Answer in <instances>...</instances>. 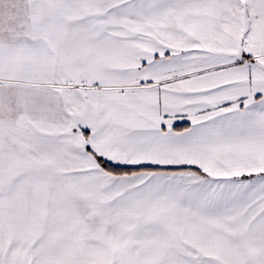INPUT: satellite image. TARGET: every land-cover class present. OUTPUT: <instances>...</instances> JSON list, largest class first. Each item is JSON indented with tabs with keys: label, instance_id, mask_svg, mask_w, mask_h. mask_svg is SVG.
<instances>
[{
	"label": "snow or ice",
	"instance_id": "1",
	"mask_svg": "<svg viewBox=\"0 0 264 264\" xmlns=\"http://www.w3.org/2000/svg\"><path fill=\"white\" fill-rule=\"evenodd\" d=\"M0 264H264V0H0Z\"/></svg>",
	"mask_w": 264,
	"mask_h": 264
}]
</instances>
